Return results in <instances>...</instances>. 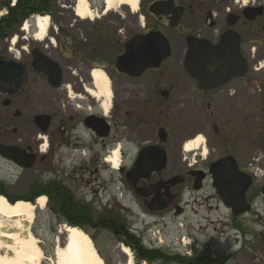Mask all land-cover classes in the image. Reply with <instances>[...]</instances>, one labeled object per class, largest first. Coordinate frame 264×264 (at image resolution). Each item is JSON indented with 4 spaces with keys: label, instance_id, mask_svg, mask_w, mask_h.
<instances>
[{
    "label": "flooded vegetation",
    "instance_id": "flooded-vegetation-1",
    "mask_svg": "<svg viewBox=\"0 0 264 264\" xmlns=\"http://www.w3.org/2000/svg\"><path fill=\"white\" fill-rule=\"evenodd\" d=\"M167 1L152 0L140 11L144 17L141 23L152 17L157 25H163L162 28L148 27L145 23L141 30H137V19L133 17V30L125 24L114 30L111 26L102 28L94 23L84 34L86 23L75 18L74 13L64 11L58 15L68 17L74 24L57 30L51 28L43 42L31 41L28 34H22L21 40L13 44L14 52L9 54L8 44L4 43L5 40L0 41V59L16 61L25 71L20 87L7 86L0 90V192L11 202L21 199L20 195H9V188L18 187L24 177L34 175L30 181L33 192L30 187L31 194L24 197L32 202L45 197L46 210L55 224L72 222L84 224L86 230L90 227L95 231H108L106 227H96L115 223V218L105 217L106 213H117L121 217V213L129 209L132 214H137V220H144V215L157 218L172 213V210L180 214L186 209L184 204H188L195 193L211 189L212 198L230 213L231 224L237 231L235 245L230 253L205 250L192 254V257L203 254L230 264V259L236 255L233 253L250 245L244 236L251 233L243 228V219L256 212L255 205L262 198L264 185L259 188L256 185L252 163L241 168L231 152L227 131L230 132L231 127L246 126L251 120L247 113L254 115V123L264 126V88H259L262 81L248 72L242 78L232 79L223 88L201 90L194 76L185 69L188 38L210 40L216 44L225 33L234 30L241 38V52L251 69V63L264 58V14L250 21L245 13L246 8L256 11L264 4L260 2L245 8L235 7L232 0H215V6L206 0H172V9L176 6L184 10L177 27H171V15L156 18L149 12L151 3ZM50 18L54 24L56 14ZM232 23L234 26H230ZM151 31H161L166 35L172 48L171 57L159 69L148 70L140 77L119 72L117 59L125 52L126 44L134 37ZM43 56L60 66L62 77L58 86L55 85V76L50 79L37 69L36 62ZM174 60L177 62H172ZM167 65L172 67L170 72H164ZM96 68H103L111 78L112 106L108 113L103 108L104 101L89 94V90L95 88L92 74ZM75 94L79 95L76 100L79 103L73 97ZM119 103L122 106L119 105L117 110ZM164 109L173 113L181 109L202 111L206 128L200 129V136L198 131L171 142L168 128L160 124V117L154 127V140L146 142L148 117L151 114H159L157 117L165 115ZM161 129L168 133L165 142L159 138ZM200 137L203 142L197 151L188 155L182 152L185 142ZM121 144L135 145L134 153L129 156L127 147L121 149ZM108 145L121 150L119 173L127 182L135 211L123 203L120 205L124 209L117 210L116 192L110 189L111 184L109 193L101 202L94 194L98 193L96 184L100 188L106 187L100 181L102 172H112L107 160L114 149L108 150ZM148 147L161 148L166 152L164 168L161 167L162 161L156 158L137 167L142 150ZM205 150L210 154L209 158L205 156ZM153 151V156L157 155V151ZM227 157H233L240 171L252 179L245 195L251 211L240 216L234 215L213 187L212 166ZM135 174H150V178L142 177L134 185L131 176ZM175 180L172 186L168 185ZM111 182L115 186V172ZM159 186L163 187L158 189ZM166 205L165 210L157 211ZM113 235L117 239L122 237ZM240 242L242 246L234 250Z\"/></svg>",
    "mask_w": 264,
    "mask_h": 264
},
{
    "label": "rangeland",
    "instance_id": "rangeland-1",
    "mask_svg": "<svg viewBox=\"0 0 264 264\" xmlns=\"http://www.w3.org/2000/svg\"><path fill=\"white\" fill-rule=\"evenodd\" d=\"M0 0V5H1ZM13 1V0H12ZM90 1V0H89ZM152 0H139V9L138 13L134 12L133 9L129 6H124L119 8L116 11H113L107 16L102 17V12L99 13L101 16L100 19L96 20L95 22L86 20L83 21L79 17L78 20L85 22L86 26H84V34L94 23H98L99 26L105 28L106 26L113 27L114 30L119 29L121 25H127L129 28L133 30V17L137 19V30H141L142 26L146 23L148 27H160L162 28L163 25H157L155 20L152 17L145 19L143 23L141 20L144 18L140 11L143 10V7H148V4ZM212 6L216 5L215 0H206ZM233 1V5L235 7H248L256 5L260 2L264 4V0H239ZM144 2V3H143ZM91 7L96 10L99 5L104 4L100 0H91L90 2ZM75 0H59L56 5V21L53 24L52 18L50 22V29L60 28L62 26L67 27L69 24H74V21H69L68 17H63L60 12H70L75 14ZM105 8V6H104ZM103 8V10H104ZM1 13L6 14L5 10ZM0 13V14H1ZM58 15V16H57ZM76 18V14L74 16ZM140 17V18H139ZM50 18V17H49ZM107 19V20H105ZM106 21V23H103ZM26 22L22 23L20 28L18 29L20 33L18 35L11 36L8 40L6 39L4 43L8 44V53L11 54L14 52L13 42L15 38L17 42L21 40L22 34H28L30 36L29 40L37 41L35 36L37 35V30L35 27L34 19L30 20L27 24ZM78 23V21L76 22ZM28 26V29L23 31V26ZM106 25V26H105ZM26 28V27H25ZM23 29V30H22ZM203 29V28H201ZM50 31V30H49ZM38 42V41H37ZM251 60V59H250ZM172 62H177L174 60ZM262 62L264 64V58H261L254 63H251L252 68L249 70L253 77L259 81H262V84L259 88H264V76H257L255 75L254 68ZM175 67V65L173 66ZM179 67V66H178ZM102 70L103 68H96L95 70ZM172 67L167 65L164 72H170ZM103 71L107 74V72L103 69ZM108 75V74H107ZM255 75V76H254ZM109 78V75H108ZM111 80V78H109ZM79 95H73L75 97V101ZM76 103H79L76 101ZM122 103L117 104V110L120 109ZM166 106V104H164ZM162 106H160L161 108ZM165 115L159 114H151L147 119V128H146V136L147 141H153V133H155L156 121H161L160 124L164 125V128H168L171 135V142L176 141L177 137H181L187 134L200 132V129L206 128L205 118L202 111L195 112L191 110H178L173 113L172 110H163L162 111ZM249 117H251L250 122L246 126H236L231 127L230 132L227 131L229 135L230 147L232 148L233 155L237 158L241 168H246L248 163L251 164V169L255 171L257 186L259 188L264 185V126L261 123H254L255 121L252 120V114L247 113ZM262 112L259 116H261ZM197 135H201L200 132ZM193 140H188L185 142H192ZM108 144V143H107ZM184 144V145H185ZM184 145L182 152L184 153ZM142 146V145H140ZM108 150H113L114 148L112 145H108ZM127 147V154L130 156L135 151V145H128L125 146L121 144V149ZM101 149L104 147L101 145ZM188 155V154H187ZM210 154H206L207 158H209ZM202 156V157H205ZM78 162V161H76ZM75 162V163H76ZM124 163V162H123ZM122 163V164H123ZM111 171L112 172H102L101 174V182L106 187H98L95 185V191L98 193H94L95 196H98L99 202L104 199L106 193H109L108 187L113 189L116 192L117 201V210L124 209L122 205L127 206V208H133L132 210H136L134 203L131 202V194L128 192V185L127 182L124 180L120 175V169L116 171L112 165ZM249 167V166H248ZM7 172V169H5ZM115 172V179L116 183L115 186L112 185L113 175ZM9 177V176H7ZM34 178V175H27L22 180V183L18 187L9 188L8 194L15 197V195H20L22 198L19 200L27 201L24 197L26 194L30 195V181ZM14 181L17 179L14 178ZM111 182V183H110ZM13 184H16L15 182ZM100 185V186H102ZM213 192L211 189H205L200 193H195V195L189 200V203H185L186 209L184 212L177 214L175 211L172 210V213H168L164 216H157V218H150L148 215H144L145 221L138 222L137 214H132L129 209H125L124 212L121 213L123 220L129 224L131 228L140 227L141 224L144 226L146 224H151L152 226V234L156 235L159 242L156 247L159 249H165L169 253L170 252H177L183 254H194V253H203L206 251L216 252L223 254L224 252H231V246L235 238V234L237 231L233 228L231 224L230 213L219 203L217 199L212 198ZM94 196V197H95ZM25 198V199H24ZM188 197L186 198L187 201ZM29 202V201H27ZM256 212L246 216L243 219L245 229L250 230V235H245L250 242V245L247 248L241 249L234 254H236L231 260L230 264H264V204L262 198L257 201L256 203ZM142 221V220H141ZM137 222V223H135ZM135 223V224H134ZM66 226V223H58L55 224V220L53 219L52 215L46 210L37 211L36 212V219L32 225V233L41 241V248L43 250V258H41L40 264H56V256L55 251L56 247L58 246L57 239L58 237L61 238V242L65 240L64 235H60V229ZM89 234H88V233ZM87 234L91 238L92 242L94 243L93 246L96 247L97 251L103 257L105 264H127L128 263V256L123 254L121 250V241L117 239L113 234H110L108 231H95L90 227L87 229ZM94 238V239H93ZM157 240V239H156ZM146 243V242H145ZM148 245V243H146ZM153 245V244H152ZM151 245V246H152ZM132 252V250H131ZM240 252V253H238ZM133 253V252H132ZM238 253V254H237ZM134 255V254H133ZM134 264H136V260L134 257ZM141 264H148V263H141ZM154 264H162V263H154Z\"/></svg>",
    "mask_w": 264,
    "mask_h": 264
},
{
    "label": "water",
    "instance_id": "water-1",
    "mask_svg": "<svg viewBox=\"0 0 264 264\" xmlns=\"http://www.w3.org/2000/svg\"><path fill=\"white\" fill-rule=\"evenodd\" d=\"M173 1L168 0L165 3L151 4L149 11L157 18L172 16L171 27H177L178 21L182 16L183 8L175 6L172 9ZM254 9H246V19L253 21L257 17L264 14V7H260L256 11ZM174 11H180L175 14ZM247 13H253L248 15ZM176 15V17H174ZM234 26V23L230 24ZM264 31V28H263ZM237 32L230 30L225 33L218 44H213L209 40H195L188 38L189 50L185 63V69L192 74L199 84L201 90L210 91L219 89L228 84L229 81L236 77H244L249 71L248 62L242 55L240 45L241 40ZM172 48L170 41L160 31H153L146 35L136 36L131 39L125 47V52L117 59V70L123 74L140 77L148 70L159 69L166 59L171 57ZM41 61L36 62L37 69L47 76L56 77V86L60 84L62 71L57 63L52 62L43 56ZM25 78L24 67L16 61L0 59V90L7 86L20 87ZM43 118V117H41ZM166 129H161L159 138L162 142L166 141ZM157 155L153 156L154 151ZM159 156L162 158L160 159ZM156 158L162 161L161 167L164 168L167 162L166 152L161 148H144L137 162V167L147 165ZM211 173L214 177V186L217 194L223 200L226 206L232 209L235 216L242 215L251 211V206L247 203L246 193L249 185L252 184L250 176L242 173L239 169L237 161L233 157H227L212 166ZM145 177L150 178V174L139 176L132 175L134 185L139 179ZM176 183V180L172 186ZM165 186V185H164ZM163 186H159L158 189ZM264 202V186L262 188ZM167 208L162 207L158 212Z\"/></svg>",
    "mask_w": 264,
    "mask_h": 264
},
{
    "label": "bare ground",
    "instance_id": "bare-ground-1",
    "mask_svg": "<svg viewBox=\"0 0 264 264\" xmlns=\"http://www.w3.org/2000/svg\"><path fill=\"white\" fill-rule=\"evenodd\" d=\"M75 14L81 20L95 21L100 19L99 13L91 7L88 0H75ZM236 2L239 0H235ZM102 17L109 15L121 7L129 6L134 12L139 9V0H105ZM4 13L0 14V16ZM51 19L49 16H40L35 19L39 42L46 40L50 30ZM28 26L24 30H27ZM17 39L14 40L16 42ZM93 90L89 94L96 100L104 101L103 108L108 113L112 106V89L108 75L102 70H94ZM203 142V138L188 142L184 151L190 153L197 151ZM207 154V150H205ZM121 150L114 149L107 162L114 166L115 170L121 168ZM46 208V198L42 197L35 204L27 201H19L11 204L6 198L0 197V264H40L43 258L41 241L32 233V225L36 219V212ZM60 235L65 240L61 242L58 237L55 256L56 264H105L91 238L79 228L63 226ZM123 254L128 256L127 264H134V255L126 246H121Z\"/></svg>",
    "mask_w": 264,
    "mask_h": 264
},
{
    "label": "trees",
    "instance_id": "trees-1",
    "mask_svg": "<svg viewBox=\"0 0 264 264\" xmlns=\"http://www.w3.org/2000/svg\"><path fill=\"white\" fill-rule=\"evenodd\" d=\"M59 0H18L12 5V0H2L0 12L6 10L7 13L0 17V41L10 38L18 32L20 25L35 15L48 16L55 14L56 5ZM33 192V187H32ZM4 193L0 192V196ZM16 201V200H15ZM13 201V203H15ZM105 217L115 218L113 224L97 225L108 228L110 233L122 236L119 238L123 244H126L133 250L137 261L142 260L148 263L160 262L162 264H225L218 259H212L210 256L198 255L197 257H188L177 252H168L167 250L149 249L145 247L141 238L132 233L129 223H126L119 215L106 213ZM71 226H77L86 229L84 224L72 223Z\"/></svg>",
    "mask_w": 264,
    "mask_h": 264
}]
</instances>
